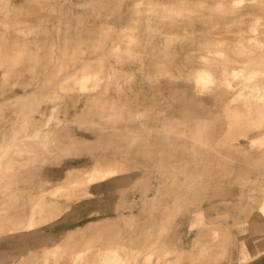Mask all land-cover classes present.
I'll list each match as a JSON object with an SVG mask.
<instances>
[{
	"label": "rangeland",
	"instance_id": "rangeland-1",
	"mask_svg": "<svg viewBox=\"0 0 264 264\" xmlns=\"http://www.w3.org/2000/svg\"><path fill=\"white\" fill-rule=\"evenodd\" d=\"M225 1L0 0V264H213L215 253L219 264H236L241 254L264 256L237 240L227 249L204 222L224 214L235 237L255 238L264 192V144L250 141L264 127L244 130L263 125L264 115L235 111L236 97H212L213 83L195 81L199 68L239 57V29L255 33L253 16L234 22ZM259 3L244 0L241 11L257 14L261 29ZM209 40L223 53L208 51ZM206 123L211 144L179 134ZM139 137L148 149L130 144ZM70 167L78 177L62 181ZM106 167L112 172L103 175Z\"/></svg>",
	"mask_w": 264,
	"mask_h": 264
},
{
	"label": "bare ground",
	"instance_id": "bare-ground-1",
	"mask_svg": "<svg viewBox=\"0 0 264 264\" xmlns=\"http://www.w3.org/2000/svg\"><path fill=\"white\" fill-rule=\"evenodd\" d=\"M243 1L244 0H226V6H224V12L225 13H228V14H231L234 18L233 21L234 22H240L241 20H243L245 18L246 15H251L253 16L251 18V23L249 25V30L251 31H255V33H252V34H245L243 31H241V29H239V34H238V38L235 40V43H234V49L236 51V54L237 56H239L238 58H234V59H231L230 61H232V64H230L229 67H221L219 69H212V68H208L206 67L205 69H201L199 68L197 70V74H196V77H195V81L199 84H201L203 86V88H206L208 89L207 87H209V83H213L214 84V87L211 88V90H209L210 92H208L212 97L213 95L214 96H217V95H224L225 98L227 97H236L237 101H239V103L237 104L238 106L240 105L241 108H235L234 110L236 111H242V109L246 110L248 113H255L257 112L258 114H263L264 115V26L259 29L258 27V15L257 14H254L253 12L251 11H246V12H242L241 10H243L241 8V5L243 4ZM254 2L260 1L259 4H262L261 2H263L264 0H252ZM246 3V2H244ZM251 3V2H250ZM255 4V3H254ZM252 4V5H254ZM264 5V4H263ZM248 21V20H247ZM258 31V32H257ZM212 39V38H211ZM207 50L210 51V52H215V53H223V48H221V46L219 45V41H211L209 40V43L207 44L206 46ZM88 65L86 64L84 67H82L81 69H76L78 71V73H83L84 74V71L86 69ZM254 66H257L254 67ZM79 68V67H78ZM76 71V72H77ZM77 73V74H78ZM75 74V75H77ZM118 78V77H117ZM122 79H121V84H122ZM119 82V81H118ZM125 83V82H124ZM129 83V82H128ZM233 83L236 85V90L233 88ZM118 84V83H117ZM120 84V83H119ZM118 84V85H119ZM217 84V85H215ZM107 87H109L107 85ZM120 87V86H119ZM118 87V89L120 90V88ZM131 87V86H130ZM114 88V87H113ZM234 89L236 92H232L231 93V90ZM118 90V91H119ZM204 90V89H203ZM114 92V91H113ZM121 93V92H119ZM208 94V95H209ZM115 95V93H114ZM207 95V94H206ZM209 95V96H210ZM109 96V95H108ZM115 97V96H114ZM224 98V99H225ZM219 99V98H218ZM241 99H244L242 101H240ZM111 102L112 101V97L111 99H107V102ZM236 105V106H237ZM239 106V107H240ZM221 120V119H220ZM201 121V120H199ZM261 121V120H260ZM260 121L255 124L256 126H251L252 124H247L245 125L246 127L244 128V130H248V129H251V128H254V127H264V124L262 125V123H260ZM144 122V121H143ZM222 122V121H221ZM204 123V122H203ZM139 124V123H138ZM223 124V123H222ZM140 126V125H138ZM212 125L211 123H206L204 124V127H195V128H190L189 130L187 129H184L182 131L179 132V134H182V136H187L190 138V141L192 143H201V144H211V140L214 139L213 137V134H212ZM141 129V127H140ZM206 129V130H205ZM202 131V133H201ZM205 132V134H204ZM246 133V132H245ZM123 134V135H122ZM127 133H121L122 137L123 136H127L125 135ZM144 134V133H143ZM242 134V133H241ZM259 134V132L257 133ZM239 135V134H238ZM264 134L261 136H250V141L254 144H264ZM119 138V137H118ZM237 141L236 140H233V142ZM130 144H141V148H149V144H147V140L144 139V140H141V138H137V141H134V140H131L130 139ZM207 149V148H206ZM208 150V149H207ZM149 150H145V149H140L138 148L136 150V152H134L135 154H138L139 152L140 153H148ZM212 151V150H211ZM199 153V152H198ZM208 153V152H207ZM133 154V155H135ZM200 154V153H199ZM205 154V153H204ZM202 155V154H200ZM214 155V154H213ZM211 156V155H210ZM253 156V155H252ZM120 155H116L114 157H112L111 159V163L110 165H114V163L118 162L120 163L121 162V159H120ZM135 157V156H134ZM126 159H129V155H127L125 157ZM139 159V158H138ZM246 159V158H245ZM247 160V159H246ZM245 160V161H246ZM263 163V162H262ZM260 166V164H259ZM258 166V167H259ZM262 166V165H261ZM113 167V166H112ZM115 167V165H114ZM72 167H70L69 169V172H67L64 176H60L61 177V180L62 181H70L71 179H74L78 176H76L75 174H73L74 172H72ZM85 166H79V167H76V169H79V170H85ZM213 168V167H212ZM78 170V171H79ZM211 170V169H210ZM208 170V172H205V173H213V171H210ZM256 170V169H255ZM259 171V169H258ZM112 172L111 168H107L104 170V173H102L103 175H106V174H110ZM218 172H220L218 170ZM251 172V171H250ZM252 172H254L252 170ZM263 172V170L261 171ZM260 172V173H261ZM264 173V172H263ZM204 174V173H203ZM219 174V173H218ZM217 174V176L219 177V175ZM222 174V173H221ZM79 175V174H78ZM198 175V174H197ZM202 175V174H201ZM207 175V174H206ZM204 175V176H206ZM210 175V174H209ZM214 175V173H213ZM216 175V174H215ZM214 175V176H215ZM259 175V174H258ZM194 176V174L192 175ZM191 174H190V177H192ZM200 176V175H199ZM212 176V174L210 175ZM255 176V175H254ZM159 177V176H158ZM202 177V176H201ZM216 177V176H215ZM188 178V179H189ZM195 178V177H194ZM203 178V177H202ZM207 178V177H205ZM213 178V177H212ZM211 179V178H210ZM195 180V179H194ZM183 182V181H182ZM194 183V182H193ZM209 184V183H208ZM193 186V184H191ZM196 185V184H195ZM189 186V184H188ZM195 187V186H194ZM201 187L203 188H206V185L205 187L203 185H201ZM199 188L197 189L198 191L199 190H204L202 188ZM217 187V186H215ZM193 188V187H192ZM192 188H189L188 191H191ZM198 188V186H197ZM209 188V187H208ZM178 189H181V188H178ZM186 189H187V186H186ZM223 189V188H222ZM247 189V188H246ZM194 190H196L194 188ZM215 190V189H214ZM226 190V189H225ZM197 191V192H198ZM200 191V192H202ZM211 191V190H210ZM216 191V190H215ZM239 191V190H238ZM243 191V190H242ZM245 191V190H244ZM194 192V191H192ZM191 192V193H192ZM230 192V191H229ZM188 193V192H187ZM187 193L185 194L187 196ZM190 193V192H189ZM252 193V191H251ZM256 193V192H255ZM203 193L199 194V195H202ZM253 194V193H252ZM184 195V196H185ZM189 195V194H188ZM196 195V194H195ZM194 195V196H195ZM205 194H203L202 196H204ZM206 195H208L206 193ZM259 194H257L256 196H258ZM188 196V198H185L187 200L185 201H188L190 197ZM195 198V200L198 198L196 197H193ZM202 198V197H201ZM205 198V197H204ZM214 198V197H213ZM226 198V197H225ZM184 199V198H183ZM191 200V199H190ZM211 200V199H210ZM214 200V199H213ZM216 200V199H215ZM197 201V200H196ZM226 201V200H225ZM191 202V201H190ZM203 202H204V199H203ZM211 202V201H210ZM213 202V201H212ZM209 203V202H208ZM225 203V202H224ZM138 204V202H137ZM192 204V202L190 203ZM203 204V203H202ZM234 204V203H233ZM240 204V203H239ZM242 204V203H241ZM219 206V205H218ZM240 207V205H238ZM209 207V206H207ZM217 207V206H216ZM205 208V207H204ZM257 208V211H258V215L261 217V220H257L259 216H257V219L256 220H252V225L254 224V226L256 227L255 230L257 232V234L255 235V238L252 237V238H249V236H246L248 238H237L235 237V234L236 233H233L232 229H229V226L230 224H225L223 223V220H225V216L224 214L223 215H220V214H216L215 217L212 219V220H202L204 222H208L211 226V229L214 234V236L217 238L216 240H223L225 241L226 245L229 246L230 248L227 247V249H230L231 250V243L233 242V240H237V242L239 243L238 247L240 248V250H243V249H246V250H252L251 253H254V251H257V252H263L264 251V192H263V197L260 201V203L256 206ZM161 209V208H160ZM209 209V208H208ZM225 210V209H224ZM197 211H201V209H198ZM248 211V210H247ZM254 210V212H257ZM222 212V211H221ZM228 212V211H227ZM249 212V211H248ZM206 213V212H205ZM251 213V212H250ZM200 215L199 216H203V214L199 213ZM246 214V213H245ZM247 215H245L246 217ZM168 217V216H167ZM150 218V217H149ZM230 218V217H229ZM232 219V217L230 218ZM234 219V218H233ZM241 219V218H239ZM238 221H241V222H244L246 223L245 220H247V217L246 219L243 221V219L239 220ZM250 220V219H249ZM201 221V222H202ZM251 222V221H250ZM93 225V224H92ZM146 225V223H145ZM144 225V226H145ZM203 225V224H202ZM201 225V226H202ZM241 225L244 226L243 223H241ZM240 225V226H241ZM204 226L207 227V224H205ZM203 226V227H204ZM231 227V226H230ZM80 228V227H79ZM84 228V227H83ZM202 228V227H201ZM233 228V227H232ZM210 229V227H209ZM81 230V229H80ZM76 231V230H75ZM207 231V229H206ZM205 231V232H206ZM242 231V230H241ZM204 232V231H203ZM79 233V231H78ZM207 233H210V232H207ZM240 233V232H238ZM251 233V232H250ZM204 234V233H203ZM94 236V233L90 235L91 236ZM212 235V234H211ZM239 235V234H238ZM253 235V234H252ZM73 236V235H72ZM78 236H80L78 234ZM101 236V235H99ZM240 236V235H239ZM77 237V236H76ZM89 237V236H88ZM105 238V237H104ZM208 238V237H207ZM89 239V238H88ZM100 239V237H99ZM102 239V238H101ZM212 239V238H211ZM214 239V238H213ZM70 240V238H69ZM94 240V238H93ZM98 240V239H97ZM210 240V238L208 239ZM215 240V239H214ZM162 241V240H161ZM64 242H67L65 240H62V243ZM68 243V242H67ZM234 244V243H233ZM237 244V243H236ZM71 247V246H70ZM65 250V249H64ZM128 251V250H127ZM185 252L187 251H184V252H181L177 255L178 258L182 257L183 254H185ZM215 259L213 261V264L217 263L219 264V262L221 263V261H219V258H218V253H215ZM192 255V253H191ZM205 255V254H204ZM209 255V254H208ZM244 254H241L240 258H239V263L240 264H244V263H247L249 262L250 260H255V258L257 257L258 253H255V254H252L250 255L249 257H244L243 256ZM123 255L120 253L118 254L116 257L120 258L122 257ZM264 257V256H262ZM206 258V257H205ZM204 259V258H203ZM208 259V258H207ZM209 259H210V256H209ZM228 259H230V256L228 257ZM206 259H204L205 261ZM212 260V259H211ZM203 261V262H204ZM206 262V261H205ZM207 264V263H206ZM208 264H210L209 260H208ZM228 264V263H227Z\"/></svg>",
	"mask_w": 264,
	"mask_h": 264
},
{
	"label": "crops",
	"instance_id": "crops-1",
	"mask_svg": "<svg viewBox=\"0 0 264 264\" xmlns=\"http://www.w3.org/2000/svg\"><path fill=\"white\" fill-rule=\"evenodd\" d=\"M236 264H239L238 261L236 262ZM246 264H264V257L259 258V259L257 260V262H256V260H255V261H250V262H248V263H246Z\"/></svg>",
	"mask_w": 264,
	"mask_h": 264
}]
</instances>
